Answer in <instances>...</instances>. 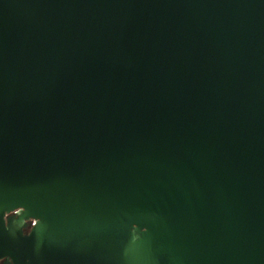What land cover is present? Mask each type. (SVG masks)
Instances as JSON below:
<instances>
[{
	"label": "water",
	"instance_id": "water-1",
	"mask_svg": "<svg viewBox=\"0 0 264 264\" xmlns=\"http://www.w3.org/2000/svg\"><path fill=\"white\" fill-rule=\"evenodd\" d=\"M0 260L264 264V0H0Z\"/></svg>",
	"mask_w": 264,
	"mask_h": 264
},
{
	"label": "flooded vegetation",
	"instance_id": "flooded-vegetation-1",
	"mask_svg": "<svg viewBox=\"0 0 264 264\" xmlns=\"http://www.w3.org/2000/svg\"><path fill=\"white\" fill-rule=\"evenodd\" d=\"M31 231L30 223L29 221L27 222V228L24 229L25 234H29ZM0 264H6L5 260H0Z\"/></svg>",
	"mask_w": 264,
	"mask_h": 264
},
{
	"label": "built area",
	"instance_id": "built-area-1",
	"mask_svg": "<svg viewBox=\"0 0 264 264\" xmlns=\"http://www.w3.org/2000/svg\"><path fill=\"white\" fill-rule=\"evenodd\" d=\"M16 213H18V211H17ZM29 223H30V227H31V228L34 227V226L36 225V221L33 220V219L29 220Z\"/></svg>",
	"mask_w": 264,
	"mask_h": 264
}]
</instances>
